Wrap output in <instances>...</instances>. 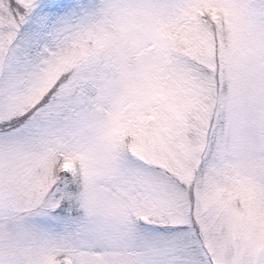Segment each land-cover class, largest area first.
I'll list each match as a JSON object with an SVG mask.
<instances>
[{
    "label": "snow or ice",
    "instance_id": "6c2138e0",
    "mask_svg": "<svg viewBox=\"0 0 264 264\" xmlns=\"http://www.w3.org/2000/svg\"><path fill=\"white\" fill-rule=\"evenodd\" d=\"M0 264H264V0H0Z\"/></svg>",
    "mask_w": 264,
    "mask_h": 264
}]
</instances>
